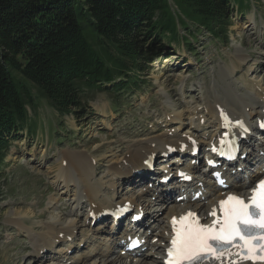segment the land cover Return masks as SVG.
<instances>
[{
  "label": "rangeland",
  "instance_id": "obj_1",
  "mask_svg": "<svg viewBox=\"0 0 264 264\" xmlns=\"http://www.w3.org/2000/svg\"><path fill=\"white\" fill-rule=\"evenodd\" d=\"M245 3L248 6L239 10V3L232 2L226 40L214 38L206 29L194 31L188 21L190 30L186 31L182 25L178 31L180 36L189 39L195 51L191 52L183 39L180 43L171 41L169 53L157 54L152 57L154 60L142 64L137 81H132L126 89L86 91L78 114L74 109L69 113L58 112L34 88L37 106L28 107L29 121L37 122L38 126L30 131L26 125L16 132L0 162V264H73L56 261L51 253L39 256L40 251L49 246L40 247V239L47 234L49 224L76 220L74 201L78 203L79 182L66 183L59 176L60 166L67 165L63 163H67L64 160L66 153L82 152L94 159L97 173H94L93 181L101 184L100 193L104 198H112L113 191L116 193L117 184L115 188L111 185L116 181L122 185L117 191L122 198L134 196L137 199L140 189L122 183L121 176L116 180L110 171L113 164L124 167L131 146L165 133L191 131L190 128L196 125L192 122L196 109L200 108L203 113L208 110V107L203 109L206 101L212 102L217 94H226L228 87L223 80L232 81L237 94L251 92L252 97L259 98L255 85L264 88V0H245ZM173 11H177L175 6ZM240 53L244 54V60L240 59ZM176 114H180L181 119H176ZM168 116H173L170 124L176 120L177 123L162 127L161 123L168 120ZM140 194L151 201L150 193ZM84 200L88 197L82 202ZM81 209L84 213L85 206ZM83 219L84 214L78 222ZM86 232L89 241L82 255L73 254L71 261L79 258L74 264H107L114 257L96 255L88 258L87 255L95 248L105 249L106 232L87 229ZM54 240L51 238L50 243ZM147 260L150 264H161L159 259ZM115 264L131 263L119 259Z\"/></svg>",
  "mask_w": 264,
  "mask_h": 264
},
{
  "label": "trees",
  "instance_id": "obj_2",
  "mask_svg": "<svg viewBox=\"0 0 264 264\" xmlns=\"http://www.w3.org/2000/svg\"><path fill=\"white\" fill-rule=\"evenodd\" d=\"M232 2L248 6L245 0H0V162L16 132L38 126L29 121L34 88L58 112L78 114L87 90L129 87L142 64L169 53L171 41L183 39L195 51L178 31L182 25L189 31L188 21L194 31L226 40Z\"/></svg>",
  "mask_w": 264,
  "mask_h": 264
},
{
  "label": "bare ground",
  "instance_id": "obj_3",
  "mask_svg": "<svg viewBox=\"0 0 264 264\" xmlns=\"http://www.w3.org/2000/svg\"><path fill=\"white\" fill-rule=\"evenodd\" d=\"M240 59L244 60V54L240 53ZM225 81L223 84H225L228 88H226L225 93L219 95L217 94L215 96V100L206 101V107H208L209 116L207 115V119L212 120H219L224 123L225 120H232L230 123L231 127L233 129H236L234 126L235 121L233 119H242V120H250L252 121V117L254 115L264 117V113H262L263 105L262 101L259 100V98L252 97V93H246L245 95H239L236 92H234V83L232 81ZM256 87V85H255ZM254 87V88H255ZM260 89V88H259ZM255 88V92H258V95H262V89ZM252 92H254L252 90ZM264 97V95H262ZM256 105H258V108H254ZM250 107V110L247 111V108ZM261 107V108H260ZM211 110V111H210ZM176 119H181L180 114H176ZM172 120V119H171ZM174 120V119H173ZM169 121L167 124H170ZM175 121H173L174 123ZM177 122V120H176ZM248 122V121H247ZM254 122V121H253ZM249 123V122H248ZM166 125V124H165ZM221 125L218 124L217 128ZM216 134V132H215ZM192 139L187 137V135L183 134H164L156 136L150 140L138 142L135 145L131 146L129 149V154L125 157L124 160V167H120L119 165H112L110 167V171H112V174L115 176L124 175L126 177H131L132 172H136V167H141V169L144 167V161L149 158V156L152 153H156L157 151L159 153L167 152L169 146H180L182 143H189ZM262 146V144H260ZM162 149V150H161ZM264 150V148H262ZM64 160H67L66 167L60 166L61 171L59 173V176L66 181V183L70 182H79L78 190H79V204L82 203V199L84 197H88L89 204L91 208H93L97 213H102V209H99V204L101 203L102 199H100V191H101V184L95 183L93 181V175L95 173V167L92 162V159L86 154V153H73L69 152L66 153L64 156ZM63 161V160H62ZM262 168V165L259 167V170ZM259 170L256 171V173L252 174L249 178L252 179L255 175L259 174ZM144 176V175H143ZM156 176V175H155ZM165 176V175H164ZM114 178V177H113ZM247 178L243 176L239 178V181L237 182L236 186H233L232 190L234 191L236 188H243L244 186L248 185ZM116 181L111 182V185L115 188ZM251 184V182H250ZM238 186V187H237ZM165 190V189H163ZM231 190V191H232ZM215 194L208 198L207 201H203L200 203H197L194 206L195 210L202 211V210H209V205L214 202V200L218 197V194L220 190L213 189ZM142 193V192H141ZM142 195V194H141ZM221 195V194H220ZM105 200L110 201L109 199L104 198ZM111 202V201H110ZM123 201H118L117 203H122ZM190 203L188 202L186 204H180L174 202L171 206L167 208V210L164 212V215L160 216L156 220H160L159 223H161V226L159 228L154 229L155 233L154 236H157L160 240L159 243H154L153 247H156L158 250H160L163 255L165 250V243L168 241V235L170 233V219L171 217L179 213L185 208L190 207ZM99 207V208H98ZM18 223H23L22 221ZM21 225V224H20ZM163 226V229L161 228ZM78 223L76 220H70L66 224L53 222L47 226V234H44L40 239V247L43 245H51V238L58 239L61 235H63L64 238H68V236H73L75 233V229H77ZM83 228V227H82ZM39 247V248H40ZM48 247V246H45ZM44 247V248H45ZM42 249V248H41ZM40 249V250H41ZM102 255V254H101ZM156 253H146L141 257L142 259L138 262V264H150L148 263L149 258L157 259ZM235 256H233V259ZM109 260V259H108ZM159 262V261H158ZM229 261L227 258L223 259V264L228 263ZM117 263L116 257L112 258L107 262V264H115ZM161 264H164V260L160 261Z\"/></svg>",
  "mask_w": 264,
  "mask_h": 264
},
{
  "label": "snow or ice",
  "instance_id": "obj_4",
  "mask_svg": "<svg viewBox=\"0 0 264 264\" xmlns=\"http://www.w3.org/2000/svg\"><path fill=\"white\" fill-rule=\"evenodd\" d=\"M260 126L264 128V122ZM224 143L222 139L221 144ZM219 212L221 215L215 206L212 208L210 224L201 223L200 217L191 211L172 217L173 234L166 249L165 264H202L209 258L218 261L227 258L229 264H239V260H264V179L251 189L247 201L231 194L220 200ZM233 247L239 251L232 253Z\"/></svg>",
  "mask_w": 264,
  "mask_h": 264
}]
</instances>
